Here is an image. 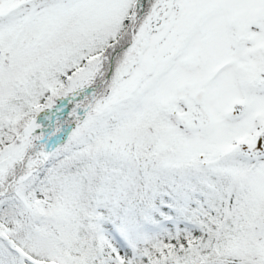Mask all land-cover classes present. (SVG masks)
<instances>
[{
    "label": "snow or ice",
    "instance_id": "snow-or-ice-1",
    "mask_svg": "<svg viewBox=\"0 0 264 264\" xmlns=\"http://www.w3.org/2000/svg\"><path fill=\"white\" fill-rule=\"evenodd\" d=\"M0 264H264V0H0Z\"/></svg>",
    "mask_w": 264,
    "mask_h": 264
}]
</instances>
